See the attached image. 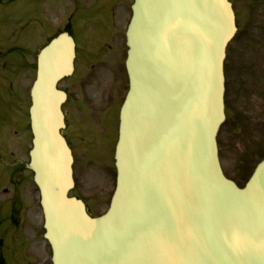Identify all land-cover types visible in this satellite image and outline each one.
I'll return each instance as SVG.
<instances>
[{
	"label": "water",
	"instance_id": "obj_1",
	"mask_svg": "<svg viewBox=\"0 0 264 264\" xmlns=\"http://www.w3.org/2000/svg\"><path fill=\"white\" fill-rule=\"evenodd\" d=\"M131 10L116 184L100 217L67 196L72 156L56 83L72 71L74 42L60 34L38 56L28 168L53 263L264 264V159L240 188L217 155L230 2L134 0Z\"/></svg>",
	"mask_w": 264,
	"mask_h": 264
},
{
	"label": "rangeland",
	"instance_id": "obj_2",
	"mask_svg": "<svg viewBox=\"0 0 264 264\" xmlns=\"http://www.w3.org/2000/svg\"><path fill=\"white\" fill-rule=\"evenodd\" d=\"M40 1L0 0V140L9 144L11 164L16 168L19 161H28L31 146L28 106L29 89L35 77V54L46 38L65 24L63 18L53 13L52 0H43V6ZM125 1L120 4L126 5L131 0ZM230 2L237 31L226 47V117L219 128L217 143L225 175L242 186L264 156V0ZM102 20V16L91 17L88 11L74 19L70 34L76 44L77 71L83 69V62L96 57L95 51L88 47V29H94ZM124 52V48L118 51L117 60H123ZM126 87L123 68L121 95L117 93L119 85L114 90V123ZM102 117L98 118V128L91 129L88 144L82 146L78 141L71 144L73 154L79 156L74 159L75 185L70 193L80 197L93 216L101 215L107 208L115 179L112 164L115 129L110 115ZM84 124L82 129L86 132ZM25 228L22 234L28 237L30 225ZM13 249L9 264H20L19 250Z\"/></svg>",
	"mask_w": 264,
	"mask_h": 264
},
{
	"label": "flooded vegetation",
	"instance_id": "obj_3",
	"mask_svg": "<svg viewBox=\"0 0 264 264\" xmlns=\"http://www.w3.org/2000/svg\"><path fill=\"white\" fill-rule=\"evenodd\" d=\"M121 1H51L53 13L66 18L62 30H70L76 15H82L83 11H88L91 17L102 16L103 19L94 29H88V47L96 53L94 60L83 62L81 71H77L74 65L73 73L59 82V88L66 94L62 110L64 135L70 148L77 141L82 146L90 142V131L98 128V118L103 119L102 115L111 116L114 128V90L119 85L117 93L120 95L122 74L121 58L117 60V57L118 51L125 46L121 33L127 17L123 9L125 3L120 4ZM83 124L86 132L82 129ZM10 158L9 144L0 140V264L10 263L8 257L13 248L19 250L20 264H52V249L43 237L38 191L32 184L26 164L19 161L18 168L12 167ZM26 225H30L28 237L22 234L27 230Z\"/></svg>",
	"mask_w": 264,
	"mask_h": 264
}]
</instances>
